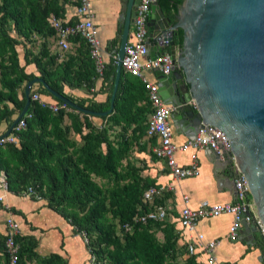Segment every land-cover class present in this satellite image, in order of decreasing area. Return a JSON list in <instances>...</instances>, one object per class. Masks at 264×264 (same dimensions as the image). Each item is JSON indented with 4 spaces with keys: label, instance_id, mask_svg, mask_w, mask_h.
<instances>
[{
    "label": "trees",
    "instance_id": "obj_1",
    "mask_svg": "<svg viewBox=\"0 0 264 264\" xmlns=\"http://www.w3.org/2000/svg\"><path fill=\"white\" fill-rule=\"evenodd\" d=\"M157 1L171 23L172 1L180 0ZM66 2L0 0V121L5 120L6 127L21 111L23 86L34 76L24 71L28 62L34 63L38 75L51 88L79 105L94 110H105L109 106L112 78L108 75L114 71V61L111 60L108 68L103 65L99 74L80 36L70 37L79 40L81 45L82 56L76 67L69 57L57 63L56 53L48 51L45 43L35 52L23 47V64L18 62L16 45L23 46L22 41L33 33L53 37L54 30L47 17L51 13L63 16ZM173 40L176 44V34ZM97 75H101L108 86L102 102L74 97L63 89L65 84L90 85ZM35 88L50 94L38 82ZM113 104L110 112L99 115L102 123L98 126L90 118L94 114L78 111L70 105H67L69 109L60 107L53 111L30 99L27 111L31 116L26 118L23 127L14 131L17 142H0V169L4 172L7 190L20 193L31 186L46 199L49 207L73 225V232L91 237L85 243L92 252L105 258L104 264H201L195 255L186 253L183 243H176L174 226L167 221L149 219L133 223L129 230L122 227L123 222L131 221L134 213L147 208L141 194L144 187L151 184L126 157L133 143L139 149L144 148L139 139L147 128L150 105L143 82L120 70ZM65 113L72 117L70 124L63 123ZM114 126L120 131H115ZM70 127L79 132V143L69 136ZM128 127H131L130 135L126 132ZM82 128H86L84 132ZM157 228L164 232L161 239L156 236ZM14 238L19 243L15 264H19L23 254L36 256L32 236L16 233ZM3 255L7 264L4 248ZM38 260L45 264H66L54 253Z\"/></svg>",
    "mask_w": 264,
    "mask_h": 264
},
{
    "label": "water",
    "instance_id": "obj_2",
    "mask_svg": "<svg viewBox=\"0 0 264 264\" xmlns=\"http://www.w3.org/2000/svg\"><path fill=\"white\" fill-rule=\"evenodd\" d=\"M119 1L122 21L113 46L115 67L109 106L94 110L79 105L51 88L41 76L34 75L23 86L21 111L0 136L8 133L28 109L34 82L78 111L105 115L112 110L120 58L139 2ZM172 9L170 23L156 1L147 22L149 53L166 49L173 61L167 73L155 71L159 94L174 105L172 118L184 120L187 135H194L207 123L224 130L229 150L207 148L210 161L227 163V174L232 179L237 172L241 173L247 191L242 200L249 198L256 219L264 223V0H180L172 1ZM155 33L156 42L150 39ZM246 225L252 227L253 237L260 242L259 256L264 264V239L254 222L242 220L240 232Z\"/></svg>",
    "mask_w": 264,
    "mask_h": 264
},
{
    "label": "built area",
    "instance_id": "obj_3",
    "mask_svg": "<svg viewBox=\"0 0 264 264\" xmlns=\"http://www.w3.org/2000/svg\"><path fill=\"white\" fill-rule=\"evenodd\" d=\"M157 0H139L134 20L130 24V36L124 44L123 54L120 58V68L128 74L138 77L145 86L146 97L150 105V111L147 117V128L145 134L154 139L151 146L152 154L163 160L173 179L196 175L199 172L198 151L201 149L213 148L220 152L229 150L227 138L224 130L214 123L204 124L194 135H186L185 138L175 143L172 140V111L174 105L165 102L158 91L155 71L167 73L169 66L172 64V57L168 50L163 49L154 54H150L146 44V38L150 31L147 22L151 11V6ZM75 18L57 17L50 14L47 20L54 30V40L56 45L65 49L69 47L70 37L77 35L84 39L88 53L93 59L96 71L100 74L103 68L102 44L98 36L97 27L93 22L94 10L92 0H76L74 5ZM157 34L150 36V39L156 41ZM165 41V40H164ZM166 42V41H165ZM115 61V54L113 53ZM151 71L152 77L147 75ZM29 97L42 106H48L53 111L60 107L69 109L63 101L53 99L52 101L42 97L41 92L31 86ZM31 112L25 111L24 114L15 122L11 130L3 136H0V142L10 140L17 142V135L14 132L23 127L27 117ZM176 151L185 152L187 161H179L176 158ZM173 187V184L168 183ZM232 189L235 196L231 200H211L199 198L194 204L188 203V195L181 194L183 204L179 208V214L176 217V232L184 235V247L187 254L202 253L204 262L211 264H223L216 260L214 248L217 239L206 237L205 234L197 228V223L202 218H209L214 215L229 213L231 221L228 227V237L230 240L237 239L239 229L242 226V220L254 222L264 239V223L258 221L254 211L251 208L249 198L244 202L242 198L246 195L244 178L241 173L232 179ZM0 188L6 189L4 174L0 173ZM163 186L157 184H148L142 190V202L147 208L142 212H136L132 215L131 221L123 222L121 225L125 230H129L133 223L146 222L147 220H165L169 214V206L162 202L156 201L155 196L161 193ZM21 194L30 195L39 198L40 195L31 187L27 186ZM6 231L3 238V248L7 254V264H15L18 259L19 243L14 238L18 233V222L9 214L6 216ZM84 240L86 238L83 236ZM264 242V241H263ZM88 264H104L105 259L99 257L88 248ZM196 257V256H195Z\"/></svg>",
    "mask_w": 264,
    "mask_h": 264
},
{
    "label": "crops",
    "instance_id": "obj_4",
    "mask_svg": "<svg viewBox=\"0 0 264 264\" xmlns=\"http://www.w3.org/2000/svg\"><path fill=\"white\" fill-rule=\"evenodd\" d=\"M74 3V2H73ZM65 3L63 16L71 20L75 18L74 4ZM94 10L93 22L97 27L98 36L102 44V60L103 65L108 68V64L113 59V46L119 35L122 18L120 16L119 0H92ZM130 36V28L128 30ZM156 42V41H154ZM58 47L55 43L54 36L52 41L48 43L51 53H56L54 47ZM17 51L18 62L23 64V57L20 50ZM81 45L79 40L70 39L69 49L67 52L56 53V62L60 63L69 57L73 62V67L78 64L79 57L82 56ZM114 61V60H113ZM115 67V66H114ZM24 71L32 72L38 75L33 62L24 65ZM114 72V71H113ZM112 72V73H113ZM112 73L108 75L111 79ZM120 75V74H119ZM147 75L152 77L151 71ZM34 82L32 84L35 87ZM66 93L74 97H84L98 102L105 100L108 86L101 75H97L90 85L81 83L76 86L63 85ZM19 94V89H18ZM42 97L52 101L50 94L42 93ZM12 105L10 101H7ZM16 113L14 114V116ZM90 118L96 125H101L102 117L99 115H91ZM72 122L71 115L64 114L63 123L70 124ZM172 123V140L175 143L182 141L188 131L184 125L182 118L171 119ZM183 124V125H182ZM6 128L5 120L0 121V132ZM86 128H82L84 132ZM114 131V130H113ZM69 136L77 143L81 141L79 132L72 127L69 129ZM152 144L154 139L151 138ZM144 145V144H143ZM144 148H136L137 152H141L145 166L141 168V174L151 180V184L163 186L161 193L155 196V200L167 204L169 206V214L164 221L173 224L174 230L178 228L176 217L179 214V208L183 204L181 194L188 195V203L194 204L199 198L211 200H231L233 199L232 178L227 174L228 165L225 162L210 161V154L207 149L198 151L199 172L196 175L186 176L175 180L169 174L163 160L156 158L152 153L151 157L147 155ZM224 155H220V159H224ZM176 158L179 161H187L185 152L176 151ZM0 173L4 172L0 169ZM168 183L173 184V187ZM11 207V208H9ZM14 208V210L12 209ZM11 214L18 222V235L32 236L35 239L33 251L36 256H21L19 264H45L38 260V257L51 253L60 256L66 264H88V247L82 235L72 231L73 225L63 217L59 212L55 211L46 204L43 197L34 198L30 195L14 193L9 190L0 188V264H5L3 255V237L6 231V216ZM231 221L229 213L214 215L209 218H202L197 223V228L202 231L206 237L214 236L217 239L214 253L216 260L223 264H262L260 260V249L257 238L253 237L252 227L246 225L240 232L237 239L230 240L228 237V227ZM176 243L179 245L184 242V235L176 232ZM164 232L161 228L156 229V236L162 238ZM197 261L201 264L204 262L202 253H195ZM214 264V263H211Z\"/></svg>",
    "mask_w": 264,
    "mask_h": 264
},
{
    "label": "rangeland",
    "instance_id": "obj_5",
    "mask_svg": "<svg viewBox=\"0 0 264 264\" xmlns=\"http://www.w3.org/2000/svg\"><path fill=\"white\" fill-rule=\"evenodd\" d=\"M61 1V0H60ZM67 2L66 3H70L72 4L75 0H66ZM74 4V3H73ZM53 37L51 35L49 36H41L40 34L38 33H33L30 35V37L24 39L22 41V44H17L16 45V49L19 51L20 50V53L23 52V47H26L28 50L30 51H37L42 43H45V46L47 47L48 51L49 50V47H48V43L50 41H52ZM118 39V36L117 38ZM69 49L68 48H65V49H61L59 47H54V51H56V53H60V54H63L65 52H67V50ZM114 128L116 129L117 126H114ZM115 131H120L119 129H116ZM115 132V133H117ZM127 134L130 135L131 134V127H128L127 130H126ZM110 135H112V133H110ZM139 141H141L145 146H147V149L145 150V152L147 153V155L149 157H151V146H152V140L150 137H148L145 133L141 136V138L139 139ZM138 147L137 144H132V146L130 147V149L128 150L127 152V155L126 157L135 165L139 168V170H142L141 168H143L145 166V162H144V157L141 156V152H137L136 148ZM138 172L140 173L141 176H143L141 174V171ZM3 171V170H2ZM84 237L87 239V241H89V237L88 235H84ZM104 254V253H103ZM105 259V258H104ZM177 260H180L179 257L176 258Z\"/></svg>",
    "mask_w": 264,
    "mask_h": 264
},
{
    "label": "flooded vegetation",
    "instance_id": "obj_6",
    "mask_svg": "<svg viewBox=\"0 0 264 264\" xmlns=\"http://www.w3.org/2000/svg\"><path fill=\"white\" fill-rule=\"evenodd\" d=\"M173 35H175V30L173 31ZM173 35H172V37H173Z\"/></svg>",
    "mask_w": 264,
    "mask_h": 264
}]
</instances>
